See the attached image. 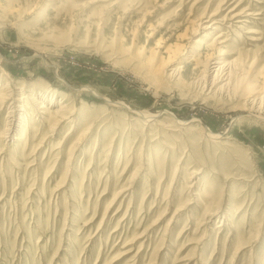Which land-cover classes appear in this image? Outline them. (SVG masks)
Wrapping results in <instances>:
<instances>
[{
  "label": "rangeland",
  "instance_id": "374dc122",
  "mask_svg": "<svg viewBox=\"0 0 264 264\" xmlns=\"http://www.w3.org/2000/svg\"><path fill=\"white\" fill-rule=\"evenodd\" d=\"M235 4L253 15L229 24ZM201 13L212 28L188 39L208 44L222 31L226 59L249 64L243 85L263 70L264 0H0V74L6 68L56 103L69 95L77 117L71 129L65 122L51 131L35 107H24L33 116L24 135V112L11 100L2 105L0 264H264V130L242 107L204 103L196 88L187 100L173 88L156 97L132 69L135 49L158 55ZM129 108H150L162 126L145 129ZM81 110L98 118L70 159ZM172 119L211 128L233 146L205 141L204 155L190 152L182 144L190 135L174 131Z\"/></svg>",
  "mask_w": 264,
  "mask_h": 264
},
{
  "label": "bare ground",
  "instance_id": "6f19581e",
  "mask_svg": "<svg viewBox=\"0 0 264 264\" xmlns=\"http://www.w3.org/2000/svg\"><path fill=\"white\" fill-rule=\"evenodd\" d=\"M221 3H223V2H221ZM10 8H11L10 9L11 12H13V13L18 10V9H16V7H10ZM246 10L247 9H245V8L240 9V6L235 4V6L229 8V10H228L229 12L224 16V20L226 22H228L229 24H231L234 21L237 22V20H238V23L243 22V20L240 19L243 17V15H245V14L248 16L251 15V13H249V14L246 13ZM254 15H256V14H254ZM209 16H211V15H209ZM204 18H208V17H206L205 14H202V13L200 16H197V17L195 16V18H192V19L190 18L189 19L190 20V22H189L190 26L186 27L183 32L179 31V33L177 35H175L176 41L171 43V44H168V45L165 44L163 47V50L161 52L158 51V55L155 52L156 50L154 51L152 48L150 49L151 52H147V53L144 52L143 51L145 49L144 44H143L144 49L142 50L144 52L143 55L139 54V51L141 49L140 47L138 49H135V55H136L135 57H137L135 59L137 61H135L133 59L135 61V63L133 64L132 69L138 73V75L140 76V78H142L144 80V82L149 83L152 86L151 88H153L155 90L154 91L155 94H153V95H156V97L157 96L159 97L160 95L168 93L169 90L173 88L177 91V93L178 92L180 93V95L183 97L184 100H187L188 99L187 97L190 96L191 90L193 89V91H194V88H196L200 91V94H201L200 96H202V95L204 96V97H202L203 98L202 101L204 103L210 104L212 102L214 103L215 101L216 102L220 101V103L219 102L218 103L221 104V101L224 100V101L230 103L229 106H231V111L236 112V111H240V109L243 108L244 111L246 110L249 112L247 114V117L252 116L251 119L254 121V123H256L258 125L259 129L264 130V67H263V70H261L262 68L259 67V69L261 71L260 72L258 71L259 73L256 76H254L253 78L250 77L251 79H248V81H246V84L243 85V83L241 82L243 77H241V76L245 75L246 72H245L244 68H242L241 66H244L246 64L243 63L244 65H241L242 64V63H240L241 60H238V59L237 60L235 59L234 61H230V62L226 59L229 54L222 47H220L224 43V42H220V39L223 37L226 38V35L224 36V34H222V31L217 33L216 37L214 36L213 40L211 39L212 41L208 44H205V42L201 39V37H198L195 41L190 39L191 36L194 35L195 33H196L195 35H198L197 34L198 29L203 27ZM215 23H217V22H215ZM138 28L139 27H137V29ZM211 28H212L211 26L206 25L202 29H204V31H206V30L208 31ZM227 29H230V26H228ZM250 32H252V31H250ZM56 35H57V33H56ZM56 35L54 36L55 38H56ZM189 35H191V36H189ZM64 36L65 35H62L61 37L58 36L59 38L57 37L58 38L57 40L62 41L63 39H65ZM70 36H71V34H70ZM187 37H190V38L188 39ZM202 37H203V35H202ZM47 38H52V36H47ZM225 38L223 40H225ZM186 39H188V40L186 41ZM133 40H134V38H133ZM162 42H164V40ZM156 44H157V42H156ZM134 45L135 44H133V46ZM75 46H77V45H75ZM191 46L196 51L190 52L191 54L186 56L188 49L189 48L192 49ZM119 47L121 48V46H119ZM119 47H118V50H119ZM125 47H127V46H125ZM125 47H123V48H125ZM123 52H125V51L123 50L121 53H123ZM130 52H131V49H130ZM117 55H119V54H117ZM240 55H241V53H240ZM110 56L112 57V55H110ZM121 56L123 57L124 55L122 54ZM126 56H127V52H126ZM115 57H117V56H115ZM180 58H182V60L177 63V60ZM126 59H128V58H126ZM253 59H255V57ZM129 60L127 62H129ZM256 61H257V58H256ZM250 64H252L251 66H253V62ZM167 65L169 67V68H167L168 71L165 70V67ZM247 65H249L248 62H247ZM2 71H3V74H0V83H1L0 84V109H1L3 104H5L7 101L11 100L12 102L10 103L11 104L10 108L13 109V108L19 107L17 109H20L19 110L20 113H21V111L24 112V116H25L24 120H21L22 122L23 121L25 122V124H24L25 129H24V133H23L24 135H27V132L29 131L30 126H31L30 119L33 118V116L31 115V112L28 110L25 111L23 109L24 107L27 109L29 107L33 112H34V109L36 108V110H37L36 112L43 115V117H42L43 122H45L46 124H49V129L51 131H55V130L60 129V127L65 122H67L66 125L70 124L69 129H71V125L73 124V122H76V119H75L76 116H75V108L73 109V107H71L72 102L67 103V101H69V99H70L69 95L64 94V96L62 98V102L60 101L59 103H56L54 98H53L54 96L53 97L51 96V98H49V93L45 94V93L37 92L38 90L36 91L34 89L28 90L25 88L24 82H21L19 80H15V79L13 80V76L11 75V73L6 68L3 67ZM246 71H248V70H246ZM250 73H252V72L250 71V72L246 73V75L248 76ZM211 76H212V79H209ZM247 76H246V78H247ZM12 81H13L15 86H13ZM240 83H242V84H240ZM244 83H245V81H244ZM84 89H88V86H85ZM100 91L97 89L94 91L95 92L94 94H96L97 96H103V94L105 95V93H101ZM73 93L75 94V92H73ZM198 96H199V94H198ZM105 97H106V95H105ZM76 100H77V98H75L74 101H76ZM70 101H71V99H70ZM249 104H250V106H249ZM113 105L117 106V107H123L124 103L122 101H117ZM227 106H228V104H227ZM33 107H35V108L33 109ZM144 107H146V106H144ZM81 111H83V110H81ZM130 111H132L134 113V117L136 116L137 118L143 119V121L145 123L144 124L145 129L162 126V123H160V121L157 120L160 117V115H158L157 113H152L153 110H151L150 108L145 109L143 111H139V110L133 111V109L132 110L130 109ZM8 113L12 114L10 117H14L12 111H9ZM20 113H16L17 119H18V115ZM88 113L89 112L83 111V114H84L83 120L78 124L79 126H77L80 128V130H79L80 135L76 138V140H78V142H73V144L70 147V151H69L70 152V159L73 157V155L77 151H79L83 147L85 141H87V139H89L88 136L90 135L91 130L93 129V127L96 123V120L98 118V117L92 118ZM174 114L175 113H171L169 111H166V113H164L163 115H166L168 117H172V115H174ZM22 116H23V113H22ZM169 121L172 123V125L175 124L176 130H174V131L181 132V130H185L188 132L187 134H189L190 136L182 144H184L183 148H185V149L189 148L190 152L197 153L198 155H204V151L201 149V146L205 141L210 142L212 144H215L216 146H214V147H215V149H218V150L220 148L218 147L219 145L217 146L216 143H219L223 147H232L233 146L230 141L222 142V141L218 140L217 138L220 137L219 134L216 133L211 128H209L207 131H203L204 130L203 128L202 129L200 127L195 128V127H193L192 124L183 127V126L177 124L176 120L173 121V119H172ZM9 122H10L11 128L13 126H14V128H18V129L21 127V122L20 121L17 122L15 117H14V119L10 120ZM104 123H106V122H104ZM179 123L182 124L184 122H179ZM75 125H76V123H75ZM127 126L128 125L125 124L122 127L127 128ZM151 131L154 132L153 129H151ZM157 135H158V133H157ZM165 136L168 137L171 135H168L166 133ZM163 138H165V137H163ZM228 138H230V137H228ZM18 139L19 138H16V140H18ZM113 141L114 140H112L111 144H113ZM121 194H123V193H121ZM210 209L206 210L208 213V216L218 214L217 213L218 209H213V210H210ZM203 211H204V209H203Z\"/></svg>",
  "mask_w": 264,
  "mask_h": 264
}]
</instances>
